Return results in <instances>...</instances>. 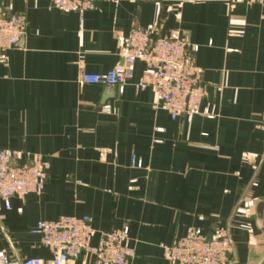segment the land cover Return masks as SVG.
<instances>
[{"label": "crops", "instance_id": "crops-1", "mask_svg": "<svg viewBox=\"0 0 264 264\" xmlns=\"http://www.w3.org/2000/svg\"><path fill=\"white\" fill-rule=\"evenodd\" d=\"M0 5L26 20L21 44L0 60V149L49 161L41 193L11 197L8 210L0 200V250L48 263L51 254L31 232L37 221L87 215L96 231L128 227L129 264H170L161 245L214 225L228 231L230 264L260 259L264 0H97L82 14L49 0ZM132 27L178 31L199 46L193 61L204 96L189 121L171 119L154 107L150 89L135 88L140 61L121 94L81 83L82 74L121 63Z\"/></svg>", "mask_w": 264, "mask_h": 264}, {"label": "built area", "instance_id": "built-area-1", "mask_svg": "<svg viewBox=\"0 0 264 264\" xmlns=\"http://www.w3.org/2000/svg\"><path fill=\"white\" fill-rule=\"evenodd\" d=\"M97 0H49L51 8L79 14L94 8ZM26 34V20L0 5V60ZM199 46L191 44L178 31L160 35L154 27H132L124 41L121 63L104 74L85 73L84 84H101L123 93L134 75L133 65L140 61L142 74L135 88L150 89L155 108L166 111L171 119L189 121L200 113L204 96L201 69L193 57ZM208 115V111H203ZM264 120V114H263ZM131 165L141 168L142 162L131 157ZM49 161L41 154L0 149V200L5 210L11 197L39 194L45 187ZM0 213V223L3 219ZM51 254L48 263L39 258H12L0 250V264H74L79 257L89 264H129L128 227L119 230L96 231L87 215H64L41 219L31 230ZM98 234V241L92 244ZM162 255L170 264H230L232 243L227 229L214 225L210 233L191 227L169 245H161Z\"/></svg>", "mask_w": 264, "mask_h": 264}, {"label": "water", "instance_id": "water-1", "mask_svg": "<svg viewBox=\"0 0 264 264\" xmlns=\"http://www.w3.org/2000/svg\"><path fill=\"white\" fill-rule=\"evenodd\" d=\"M22 42V39L20 40V44ZM263 209H264V201H260L257 205V216H258V221L261 220V216H262V213H263ZM254 264H264V250H263V253H262V256L260 257V259H258Z\"/></svg>", "mask_w": 264, "mask_h": 264}]
</instances>
